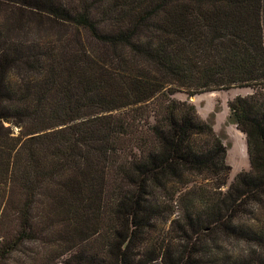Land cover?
Segmentation results:
<instances>
[{"label":"trees","instance_id":"obj_1","mask_svg":"<svg viewBox=\"0 0 264 264\" xmlns=\"http://www.w3.org/2000/svg\"><path fill=\"white\" fill-rule=\"evenodd\" d=\"M0 1L64 28L0 25V264H264V0ZM230 88L249 170L224 189L173 96Z\"/></svg>","mask_w":264,"mask_h":264},{"label":"rangeland","instance_id":"obj_2","mask_svg":"<svg viewBox=\"0 0 264 264\" xmlns=\"http://www.w3.org/2000/svg\"><path fill=\"white\" fill-rule=\"evenodd\" d=\"M6 20L11 22L20 20L16 31L29 38L51 36L62 31L60 28L64 30L62 26L47 16L32 12L27 8L22 9L19 6H12L0 1V25L5 24ZM252 92L251 88H230L219 91H203L189 98L181 90L177 91L173 96L177 100L190 102L194 106L197 116L212 127L214 133L226 147V162L230 166V173L224 189L227 188L238 172L249 170L245 136L236 129L231 120L228 102L236 96L245 97ZM12 131L13 135L17 136L18 129L12 128ZM156 227L157 229L154 234H160L161 236L162 233L165 234L167 232L169 224L161 222ZM35 246L32 244V248ZM241 247V244L232 245L234 250Z\"/></svg>","mask_w":264,"mask_h":264}]
</instances>
